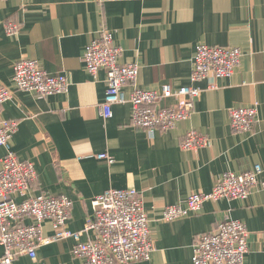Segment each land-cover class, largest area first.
Instances as JSON below:
<instances>
[{"label": "crops", "instance_id": "1", "mask_svg": "<svg viewBox=\"0 0 264 264\" xmlns=\"http://www.w3.org/2000/svg\"><path fill=\"white\" fill-rule=\"evenodd\" d=\"M7 22L18 23L15 35L5 31ZM103 28L122 48L119 62L139 64L134 86L123 88L126 94L133 87L191 84L198 44L236 47L240 62L229 77L214 80L215 88H208L207 79L199 82L203 91L193 99L190 115L149 138L130 125L129 103L113 105L109 118L101 114L105 71L91 75L82 56ZM20 59L35 60L69 83L65 93L46 96L15 91L0 112V120L18 122L12 150L36 169L30 195L73 201L67 230H82L90 221L96 195L133 187L143 199L153 252L148 260L126 264H193L195 237L227 218L248 231L243 264H264V189L244 199L205 201L172 221L161 216L165 206L184 204L192 192L208 193L226 171L264 168V0H0V85L12 86L13 64ZM252 104L258 110L252 132H234L227 109ZM191 130L206 138L205 147L180 146ZM4 153L0 147V160ZM105 153L111 163L97 158ZM42 231L53 234L49 220ZM81 235V241L96 237L92 230ZM73 243L71 237L57 239L39 246L35 260L23 255L12 264H85L71 253Z\"/></svg>", "mask_w": 264, "mask_h": 264}, {"label": "built area", "instance_id": "2", "mask_svg": "<svg viewBox=\"0 0 264 264\" xmlns=\"http://www.w3.org/2000/svg\"><path fill=\"white\" fill-rule=\"evenodd\" d=\"M18 23L7 22L5 31L15 35ZM82 61L91 75L105 71L106 89L100 105L103 118H109L115 104L129 103L130 125L146 132L153 138L156 130L166 131L178 121L187 118L193 106V99L203 91L197 84L209 80L208 88H215L214 80L229 77L240 62L241 50L230 46L198 44L192 57L189 75L191 84L171 87L162 85L155 90L135 88L127 94L125 85L134 86L139 64L121 63L122 48L113 42V34L103 28L99 35L85 45ZM12 86L0 85V112L13 92L29 91L43 96L65 93L68 81L63 74H48L35 60L20 59L13 64ZM175 99V105L163 104ZM229 126L237 133L252 132L258 121L257 104L233 106L227 109ZM17 121L0 120V147L5 150L0 160V264L28 256L37 258L39 246L57 239L71 237L74 243L71 253L85 259V264H126L148 260L153 252L149 220L144 210L143 199L133 187L107 188L91 199L92 215L82 230L69 231L65 228L73 201L65 195L39 193L31 196L29 191L37 173L32 162L18 159L11 148V138ZM206 138L195 130L186 133L180 143L183 149L205 147ZM98 159L111 163L106 153ZM264 168L255 164L242 173L226 171L214 181L208 193L192 192L184 204L167 205L162 210L164 221L186 217L196 212L205 201L220 199H244L254 189H264ZM19 198V200H17ZM28 220V221H27ZM49 220L53 234L44 235L42 223ZM94 231L96 237L81 241V234ZM248 231L236 219L220 221L214 230L201 233L194 239L193 264H243L247 248Z\"/></svg>", "mask_w": 264, "mask_h": 264}]
</instances>
